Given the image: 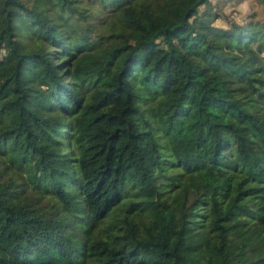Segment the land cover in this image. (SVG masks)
<instances>
[{
	"label": "trees",
	"instance_id": "1",
	"mask_svg": "<svg viewBox=\"0 0 264 264\" xmlns=\"http://www.w3.org/2000/svg\"><path fill=\"white\" fill-rule=\"evenodd\" d=\"M214 7L0 0V264H264V21Z\"/></svg>",
	"mask_w": 264,
	"mask_h": 264
},
{
	"label": "rangeland",
	"instance_id": "2",
	"mask_svg": "<svg viewBox=\"0 0 264 264\" xmlns=\"http://www.w3.org/2000/svg\"><path fill=\"white\" fill-rule=\"evenodd\" d=\"M211 1L215 4L214 10L218 13V17L214 21L215 25L227 27L230 20L242 24L251 18L261 22L264 21V5L260 4L258 0ZM201 8H203V6H201ZM136 84L139 85L138 78ZM151 95H157V93L150 90L147 94L144 93L142 97L148 98ZM2 148H6V146L4 145ZM0 154H2L1 151ZM16 170L18 171L16 172V179H19L22 177L23 172L21 173L18 169ZM234 178L235 174L232 175L231 179L233 180ZM237 178L240 179L241 176L238 175ZM257 196L259 197L258 201H256ZM234 197L240 198L241 207L245 213L252 212L259 214L261 211H264V189H261V187L253 189V186L247 180L242 181L238 187H233L232 185V189L226 200H230ZM139 198L140 196L132 188H123L121 201L108 212L103 223L107 225L124 214L132 216V218L136 220L138 226L148 221L147 211L140 210L135 205L136 200ZM219 202L221 206L226 205L221 199Z\"/></svg>",
	"mask_w": 264,
	"mask_h": 264
}]
</instances>
